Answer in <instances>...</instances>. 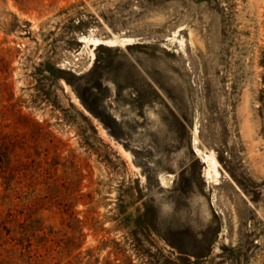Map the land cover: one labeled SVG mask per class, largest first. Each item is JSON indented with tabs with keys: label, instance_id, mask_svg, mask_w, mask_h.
<instances>
[{
	"label": "rangeland",
	"instance_id": "obj_1",
	"mask_svg": "<svg viewBox=\"0 0 264 264\" xmlns=\"http://www.w3.org/2000/svg\"><path fill=\"white\" fill-rule=\"evenodd\" d=\"M0 264H264V0H0Z\"/></svg>",
	"mask_w": 264,
	"mask_h": 264
},
{
	"label": "clouds",
	"instance_id": "obj_2",
	"mask_svg": "<svg viewBox=\"0 0 264 264\" xmlns=\"http://www.w3.org/2000/svg\"><path fill=\"white\" fill-rule=\"evenodd\" d=\"M154 207L157 210L158 222L169 221L178 212L175 201L167 193H158L154 197Z\"/></svg>",
	"mask_w": 264,
	"mask_h": 264
},
{
	"label": "bare ground",
	"instance_id": "obj_3",
	"mask_svg": "<svg viewBox=\"0 0 264 264\" xmlns=\"http://www.w3.org/2000/svg\"><path fill=\"white\" fill-rule=\"evenodd\" d=\"M90 39H92V38H90ZM90 41L94 42L95 40L92 39V40H90ZM210 158H211V157H210Z\"/></svg>",
	"mask_w": 264,
	"mask_h": 264
}]
</instances>
